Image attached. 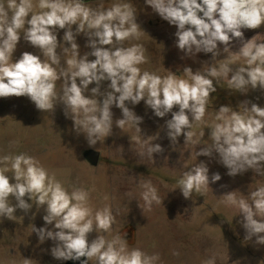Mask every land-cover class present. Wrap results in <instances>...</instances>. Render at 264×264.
Returning a JSON list of instances; mask_svg holds the SVG:
<instances>
[{"label":"clouds","instance_id":"1","mask_svg":"<svg viewBox=\"0 0 264 264\" xmlns=\"http://www.w3.org/2000/svg\"><path fill=\"white\" fill-rule=\"evenodd\" d=\"M145 2L162 19L176 26L179 50L190 57L200 52L211 53L213 63L206 71L193 72L191 67H184L183 74L187 78L171 70L163 77L142 72L139 65L148 62L143 46H120L123 41L138 39L140 35L136 13L129 3L93 9L82 0H39L38 5H34L33 0H6V3L0 0V97L27 96L41 111L53 110L57 101H61L67 109L66 115L71 114L76 130L86 133L90 145L111 133L113 105L121 109L123 116L116 121L117 127L123 130L126 124H131L140 133L142 117L126 102L136 105L143 100L157 117L171 113L166 127L173 143L183 134L185 144L199 145L204 132L197 137L192 129L194 123L203 121L211 94L217 90L213 78L225 79L228 89L241 93H247L249 88L264 89V41L257 40L260 35L244 40L242 31L264 24V0ZM34 7L41 11L34 12ZM61 29L65 30L63 41L70 45L61 49L65 55L71 53L70 58L64 60L66 67L62 66L57 52L61 45L57 31ZM81 33L88 37L86 46L91 49L83 55L76 42V36ZM21 34L25 41L39 49L43 59L25 51L13 62ZM237 39L242 46L232 52L230 45ZM218 45L224 46L226 58L217 59ZM90 56L95 59L90 60ZM241 57L245 64L234 69L232 65ZM217 61H220L218 66ZM61 80L62 90L58 95L56 82ZM103 81L110 82L105 92L100 91ZM93 83L96 87L91 88L92 95L88 96L85 93ZM97 96H103L102 102ZM249 103L242 102L238 111L222 105L215 115L217 122L210 126L211 143L197 152V156L209 157L217 153L229 176L249 169L264 175V107L256 103L249 107ZM174 108L178 110L173 111ZM162 151L159 144H150L147 148L151 158L153 153ZM9 163L11 178L6 174ZM0 164L5 165L0 168V217L15 220L17 208L27 213L33 206L28 200L37 208L46 206L43 220L46 225L54 224L55 230L33 226V232L41 242L45 239L56 242L51 249L54 258L80 260L85 257L81 264H89L93 257L97 258V264H153L159 259L139 248L129 250L127 241L119 236L106 240L98 235L89 242V233L97 229L107 232L112 227L115 218L111 208L105 206L93 214L87 190L75 188L69 193L55 174L50 175L36 158L24 153L5 155L0 158ZM208 171L203 162L184 171L178 183L185 199L209 188ZM220 179L219 173H215L211 182ZM143 188L141 196L147 206L162 203L150 182H145ZM235 192L224 195L225 202L237 206L243 214L246 238L256 236L257 242L264 244V186L249 193L251 204L244 198L237 199ZM10 198L17 203L13 205ZM30 261L24 258L23 264ZM205 264H214V260L209 259Z\"/></svg>","mask_w":264,"mask_h":264},{"label":"rangeland","instance_id":"2","mask_svg":"<svg viewBox=\"0 0 264 264\" xmlns=\"http://www.w3.org/2000/svg\"><path fill=\"white\" fill-rule=\"evenodd\" d=\"M3 2L6 3V0ZM38 2L33 0L34 5H38ZM131 2L135 4L133 9L139 16L143 7L142 0ZM83 3L93 9L112 6L105 0ZM33 11L41 10L34 7ZM75 28L73 25V31ZM64 31H57L58 42L61 44L57 52L61 55L62 66L71 55L70 52L65 55L61 50L64 46H70L63 41ZM143 38L144 35L140 33L138 39L125 40H130V45L126 46L123 41L120 46L130 47ZM76 42L81 55L91 51L86 46L88 37L84 33L76 36ZM25 51L43 59L39 49L31 46L21 34L13 53V62ZM171 52L174 54V49ZM89 59L95 58L90 56ZM54 67L59 71L58 66ZM139 67L141 71L144 70L142 64ZM109 83L101 82L100 91L108 90ZM62 84V80L56 82L58 95ZM93 87H96L95 83L89 85L85 94L91 96ZM96 98L101 102L103 100V96ZM126 105L142 117L140 133L131 124H126L123 130L117 127L116 121L123 116L121 109L113 105L111 133L95 145H90L86 133L76 130L71 114L66 115L67 109L61 101H57L51 110L54 117L48 123L44 116H37L40 110L27 96L0 97V158L21 153L32 156L50 175L54 173L69 193L75 188L87 190L88 204L93 214L109 206L115 218L112 227L107 232L97 229L89 233V242L98 235L106 240L119 236L127 241L129 250L139 248L149 256H158L159 259L153 264H205L209 259H213L214 264H264V244L258 243L256 236L246 238L243 214L237 206L227 204L223 197L236 191L237 199L244 198L251 204L249 193L260 187L258 176L244 173L229 176L225 166L212 167L208 157L200 155V161L195 165L203 162L208 167L210 189L203 193L194 192L191 198L185 199L178 181L184 171L195 165L184 164L180 159L177 161L176 144L169 143L164 148V143L161 145L159 141L161 130L158 122L171 119V113L163 118L157 117L143 100L136 105L126 102ZM150 144H159L164 150L153 153L151 158L147 153ZM14 147L17 152L7 151ZM89 150L101 153L98 167L86 160L85 153ZM119 157L124 158V161L119 160ZM3 167L5 165L0 164V168ZM7 167L9 171L6 174L11 178L10 163ZM218 171L221 172V179L212 183L211 173L214 172L213 175ZM10 182L15 181L10 179ZM145 182H150L157 189L162 203L153 202L150 207L145 204L141 196ZM10 200L13 205L17 203L14 198ZM28 203L33 205L32 208L27 213L17 208L15 220L0 217V264H23L24 258L30 259V264H66L68 260H58L51 254L55 241L45 239L41 242L37 233L33 232V226L55 230L54 224L46 225L43 220L46 206L37 208L31 200ZM89 264H97V258L93 257Z\"/></svg>","mask_w":264,"mask_h":264},{"label":"crops","instance_id":"3","mask_svg":"<svg viewBox=\"0 0 264 264\" xmlns=\"http://www.w3.org/2000/svg\"><path fill=\"white\" fill-rule=\"evenodd\" d=\"M106 3H111L112 5L115 3H124L127 2L134 6L135 4L131 2L132 0H105ZM142 11L140 15L136 13V22L139 24L141 30L140 33L144 35V38L138 43L142 45L145 51V56L148 58V62L142 64L144 67L143 71H149L160 75L161 77L169 74L170 70L176 75H181V78H187L183 74L184 67H191L193 72L197 70L206 71L208 65L213 63L211 53H197L195 56H187L184 52L179 50L176 47V37L175 32L177 31L176 26L170 25L166 20L162 19L158 13L153 11V9L148 6L145 0H142ZM103 8V7H102ZM105 9V8H103ZM135 11V10H134ZM138 16V17H137ZM244 34V40L251 39L253 36L260 35L257 37L258 41H264V24H262L257 29H242ZM140 40V39H139ZM126 42V46L130 45V40L124 41ZM138 42V41H137ZM136 43V42H134ZM134 45V44H133ZM242 46L240 40L232 41L230 45V49L232 52H236ZM223 45H218L220 49V55L217 59L226 58L227 54L223 52ZM171 49H174V54L171 52ZM220 61H217V66ZM244 59L241 57L236 59L232 67L235 69L238 66L244 65ZM142 71V72H143ZM214 79V85L216 87V92L211 94V98L209 99L207 110L203 121L194 123L193 131L197 133V137L200 132H204L202 139L200 140L199 145L188 143L185 144V137L183 134L178 137L176 144L175 153L178 159L181 160L184 164H193L195 165L200 161L199 156H197V152L200 151L201 148L211 143L210 126L217 121H215L216 112L219 108L223 106H230L233 110H239V106L244 101H249V107L251 103H256L257 105L264 107V89L257 87L256 89L249 88L247 93H241L239 91H235L232 89H228V83L225 79L221 78L219 80ZM176 111L178 110L175 109ZM240 111H243V107H241ZM168 119H161L158 124L161 130V136L159 137L160 144L163 142V147L166 148L167 144H173L170 138L167 135V127L166 121ZM107 145L109 143L107 142ZM162 145V144H161ZM163 148V150H164ZM116 149V148H115ZM119 149V148H118ZM167 150V149H166ZM171 150V148H170ZM166 156V155H165ZM182 156V159H181ZM208 157V162H212V167H222L224 166L220 162L219 155L217 153H213L210 157ZM162 159H165L163 157ZM119 160L124 161V158L119 157ZM209 163V164H210ZM217 163V164H216ZM96 167V166H95ZM221 170V169H220ZM219 170V171H220ZM218 173H221L219 172ZM214 173V172H212ZM211 173V176H212ZM244 174H253L258 176L259 185L264 186V175H258L253 170L249 169ZM210 189V188H209Z\"/></svg>","mask_w":264,"mask_h":264},{"label":"water","instance_id":"4","mask_svg":"<svg viewBox=\"0 0 264 264\" xmlns=\"http://www.w3.org/2000/svg\"><path fill=\"white\" fill-rule=\"evenodd\" d=\"M85 158L92 166H98L101 159V153L95 150H89L85 153ZM84 259L86 258L82 257L80 260H68L66 264H81V261Z\"/></svg>","mask_w":264,"mask_h":264},{"label":"bare ground","instance_id":"5","mask_svg":"<svg viewBox=\"0 0 264 264\" xmlns=\"http://www.w3.org/2000/svg\"><path fill=\"white\" fill-rule=\"evenodd\" d=\"M57 109V108H56ZM64 114V113H63ZM37 116H44L46 119H47V121H48V123L51 121V120H53V114H52V112H51V110H49V111H41L40 110V115H37ZM62 116V115H61ZM65 117V116H64ZM56 121H57V119H56ZM55 122V121H54ZM54 124V123H53ZM51 129V128H50ZM56 130V129H55ZM59 134V133H58ZM49 137H51V136H49ZM11 150H14L15 152H17V148L16 147H14V148H9L7 151L8 152H10Z\"/></svg>","mask_w":264,"mask_h":264},{"label":"built area","instance_id":"6","mask_svg":"<svg viewBox=\"0 0 264 264\" xmlns=\"http://www.w3.org/2000/svg\"><path fill=\"white\" fill-rule=\"evenodd\" d=\"M83 2H92V1H97V0H82Z\"/></svg>","mask_w":264,"mask_h":264}]
</instances>
